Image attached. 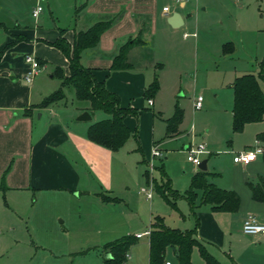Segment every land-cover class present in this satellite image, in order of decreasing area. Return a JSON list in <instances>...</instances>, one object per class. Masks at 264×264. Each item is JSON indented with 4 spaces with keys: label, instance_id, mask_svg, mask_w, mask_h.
<instances>
[{
    "label": "crops",
    "instance_id": "crops-1",
    "mask_svg": "<svg viewBox=\"0 0 264 264\" xmlns=\"http://www.w3.org/2000/svg\"><path fill=\"white\" fill-rule=\"evenodd\" d=\"M194 1L197 8L203 5L201 10L207 11L210 0H180L179 2L175 0H50L47 3L49 14L42 7L37 18L31 15L29 25L16 24L11 28L0 21L3 23L0 27L5 32L0 42V50L8 44L0 58V224L11 216L14 212L11 207L14 205L16 207L19 204L18 201L21 200L23 203L34 200L35 205H43L51 200L60 199L68 204L72 203L75 207L78 202L79 209H88V201L91 200L92 204L95 201L96 205L103 206L101 210L93 212L96 214L95 222H99L97 233L98 231L103 232L104 237H108L98 249L103 253L102 259L109 255L105 253L103 246L108 241H113L112 239L118 237L119 234L128 233L124 230L114 234L117 236H113L109 230L106 232L103 230L111 225V209L115 208L111 206L120 203L122 199L118 196H123L130 187L132 178L128 169L131 163L139 161V157L135 155L128 160L127 155L130 152L137 153L143 158L141 148H137L139 129L134 126L130 116H137L140 109H150L156 104L157 108L153 116H159L165 124V119L168 117L163 118L157 97L162 85L166 83L164 82L166 78H163L164 72L167 69L173 73L177 72L185 63L184 59L188 54L189 46L192 44L194 48H197L202 41L212 43L220 60L235 59V61L242 62V70L241 72L235 71L237 73L235 77L252 73L244 68L249 65L248 63L257 65L259 71L258 62L264 56V40L261 44L254 45L252 49H245L244 46H249V43L248 45L244 43L242 38L244 30L242 29L238 30L241 33L239 44L232 40H224L223 36L214 37L213 33L219 34L222 29H214L206 25L204 21L200 22L202 18L200 13L192 8ZM228 1L234 6L247 8L252 2L258 3V0ZM62 3L68 9L69 19H67V13L61 17L57 11ZM259 11H263L260 3L258 4ZM173 13L179 14V21L175 26L168 22ZM109 19L113 20L111 26L102 32L94 47L81 52L80 61L83 66L92 69L96 79L103 81L108 90L119 95L121 106L133 107L137 110L136 115H128L124 118L125 124L131 131V136L117 151L92 142L87 137L89 125L105 119L102 115L100 119L92 121L76 119L80 113L88 111L89 102L74 108L62 107L58 105L59 101L47 107H35L44 96L50 93L48 89H44L46 84L36 78L46 69L51 72L50 77H53L55 67L61 68L65 75L68 74L67 58L48 42L55 41L62 36L72 43L75 30H85L98 20ZM61 30H63L62 33ZM256 30L258 34H264V29L257 28ZM18 35L24 39L15 40ZM136 37H140L143 43L134 44L129 48L127 59L130 67L110 70L112 59L118 54L120 47ZM188 37H192L190 44L186 41ZM240 46L243 48L241 49ZM224 48L227 50L224 51ZM25 54H32L42 62L41 71L34 76L31 82L24 79L28 68L24 62ZM155 75L158 78L159 89L150 98L152 104H148L147 99V107L142 104V101L141 103L135 102V97L139 98L142 95L144 98L145 88ZM172 82H175L172 85L175 90L177 82L174 79ZM172 82L166 84L171 86ZM228 87L232 94L229 109L232 120L233 91L231 84ZM175 105L178 106L176 103ZM26 109L30 112L29 115H24ZM90 115L93 117L94 112ZM108 117L109 115L106 118ZM181 123L178 126V134L174 136L185 133ZM244 128H248L249 132L255 134V145H244L242 150L260 147L263 152L247 165L232 161L231 168H236L239 175L235 178L231 176L228 184L220 181L214 182L220 173L208 170L217 173L210 177L213 183L220 188L234 190L238 194L240 198L238 210L236 212L212 211L208 204H201L195 210L198 219L195 237L220 264H264V236L247 235L241 230L242 222L249 213L264 223V202L254 200L247 186V182L254 183L259 175L264 176V144L256 139V134L264 131V120L247 123ZM150 130L149 134L154 137V117L151 119ZM135 133L137 138L134 136ZM140 134L142 137L141 128ZM131 138L132 144L128 145L124 151L127 141ZM161 140L151 141L153 144L151 153L154 147L160 151V155L153 157H161ZM142 161L146 160L143 158ZM150 167L154 166L150 164ZM6 169L8 170L2 181V175ZM145 170L143 176L145 183L148 184L152 177L148 170L147 180ZM152 184L154 186L153 181ZM152 190L144 188L143 191L141 188L145 198L150 201L153 197ZM102 196L115 197L116 200L104 201ZM149 209V227L136 233L149 231L150 234L153 218L159 215L153 214L151 205ZM93 213L91 211V214ZM162 218L164 221V217ZM191 218L192 222L188 228H172L180 230L192 228L195 225V218L194 216ZM38 225L36 230L44 229L46 223L43 224L40 221ZM136 233L129 235L135 237ZM149 234L135 237L136 241L148 237L147 264ZM167 261L170 264H177L175 251L171 247H167L165 251L164 264ZM191 263L205 264L197 247L192 249Z\"/></svg>",
    "mask_w": 264,
    "mask_h": 264
},
{
    "label": "rangeland",
    "instance_id": "rangeland-1",
    "mask_svg": "<svg viewBox=\"0 0 264 264\" xmlns=\"http://www.w3.org/2000/svg\"><path fill=\"white\" fill-rule=\"evenodd\" d=\"M49 1L0 0V21L11 28L16 24L29 25L32 8L44 7L45 12L49 14L47 9ZM259 3L263 11L258 12ZM193 5L192 8L202 17L200 22L204 21L214 29H222L219 34L213 33L214 37L223 36L224 40H232L239 44L241 33L238 30L242 29L244 43L246 42L247 45L249 43V46H244L245 49H252L257 43L263 42L264 34H258L256 29H264V0L261 2L258 0V3L252 2L249 8L234 6L228 0H210L205 12L201 10L203 5L197 8L195 1ZM57 11L61 17L67 13L69 19L68 9L63 3L58 6ZM4 34L3 28L0 27V42ZM186 41L192 43V37H188ZM217 53L209 41H202L197 48L191 44L183 66L175 73L169 69L164 72L163 78H166L164 82L170 83L174 79L177 88L173 90L172 85L175 82H172L171 86L166 83L162 85L157 96L159 108L163 112V118L170 117L175 103L178 104L183 111L181 127L185 133L165 137L164 122L159 116H153L156 112V104L150 109H140L137 116H130L134 126L139 129L137 134L140 151L146 161H142V156L137 153L130 152L127 155L128 160L135 155L139 157V161L131 163L128 169L132 178L130 187L123 196H118L122 201L111 206L115 207L116 211L114 212L115 208L111 209V225L103 230L104 232L109 230L113 236L124 230L128 233H121L114 239L147 229L150 218L149 205L153 208V214L164 217L168 226L184 229L191 225L192 214L189 212L187 202L183 198H178L176 208L171 207L156 191L152 180L150 179L151 182L146 184L143 176V171L147 169L152 179L161 182L162 177L158 167L163 162V169L169 176L172 187L177 189L179 194H183L190 184L192 174L198 170V166L187 159L185 147L189 143L203 142L207 146V153L200 154L199 158L201 161L207 160V170L220 173L214 182L228 184L231 176L238 177V170L231 168L233 156L242 151L244 145L254 146L255 134L249 132L248 128H243L241 132L232 131L229 111L232 94L228 86L237 75L235 71L241 72L243 64L235 59L220 60ZM248 64L244 68L257 75V65ZM50 75L51 72L46 69L36 79L46 84L44 89H48L51 93L59 87L60 79L57 75L53 77ZM259 84L264 93V82L259 81ZM64 92L65 97L58 102V105L74 108L88 104L86 100L77 99L71 87H66ZM198 95L203 97L202 108L195 109L193 96ZM134 99L137 103L142 101L147 107L146 99L142 95ZM101 115L102 118L108 116L102 111H96L89 121L98 120ZM153 117L154 137L149 134ZM155 139H162L161 157H153L151 154L153 145L151 141ZM132 142V138L127 141L124 151ZM260 143L264 144V141ZM124 151L120 152L124 153ZM150 164L154 167L151 168ZM141 188L153 189L151 201L145 198ZM18 202L16 207L10 205L14 212L0 224V264H105L102 259L103 253L98 247L108 237H104L103 232L97 233L99 222H95L96 214L93 213L101 210L103 207L101 204L96 205L95 201L92 204L89 200L88 209H79L78 202L75 207L72 203L68 204L60 199L51 200L43 205H35L34 200L29 203H23L22 200ZM40 221L46 225L44 229L36 230ZM147 240L148 237H143L129 248L128 256L124 261L126 264H147Z\"/></svg>",
    "mask_w": 264,
    "mask_h": 264
},
{
    "label": "trees",
    "instance_id": "trees-1",
    "mask_svg": "<svg viewBox=\"0 0 264 264\" xmlns=\"http://www.w3.org/2000/svg\"><path fill=\"white\" fill-rule=\"evenodd\" d=\"M113 20H98L85 30H75L72 43L60 36L55 41L48 42L49 45L57 48L68 60V74L55 67L53 75L60 79L57 89L44 96L35 107L43 108L52 105L65 97L64 89L71 87L74 95L79 100L89 102L88 112L102 111L109 115L108 118L91 123L87 129V137L90 141L102 145L112 151L119 150L126 140L131 136L129 127L125 124L124 118L128 115H136L137 110L133 107H123L120 104V97L117 93L108 90L103 81H99L94 76L92 69L83 66L80 57L84 49L94 47L102 32L109 28ZM3 23L0 22V26ZM63 30H61V33ZM24 37L18 35L15 40H23ZM143 43L140 37L128 40L119 49L118 54L112 59L110 70H120L130 67L127 59L129 48L134 44ZM6 44L0 50V58ZM227 49L224 48V51ZM40 64L42 62L38 60ZM259 71L257 75L252 73L242 74L234 78L231 83L233 91L232 100V120L231 128L233 132H241L247 123L264 120V93L259 81L264 82V56L258 62ZM159 89L158 78L155 75L144 91V98H152ZM26 109L24 115H29ZM183 111L175 105L172 115L165 119V137L178 134V126L182 121ZM136 137V133L134 135ZM137 138V137H136ZM256 139L264 141V131L256 134ZM138 141V139H136ZM140 148L139 145L137 147ZM161 173V182L152 179L156 191L173 208H176V200L184 198L192 216L195 218V225L186 230L168 227L164 224L161 216H154L149 234L148 264H164L165 251L171 247L175 251L177 264H192L191 253L197 247L200 257L205 264H220L211 255L205 246L195 237L198 225L196 208L201 204H208L212 211L236 212L239 208L240 198L234 190L218 187L210 180L215 172L208 170H198L192 174L190 184L183 194L174 189L170 178L163 169V163L158 167ZM3 172L2 181L5 173ZM148 180L149 172L145 170ZM254 200L264 202V176L259 175L256 182H247ZM199 197V198H198ZM104 201L116 200L115 197L102 196ZM199 199V200H198ZM198 200V202H197ZM136 239L132 235L123 236L106 243L103 246L105 253L109 256L103 258L105 264H122L129 248Z\"/></svg>",
    "mask_w": 264,
    "mask_h": 264
},
{
    "label": "built area",
    "instance_id": "built-area-1",
    "mask_svg": "<svg viewBox=\"0 0 264 264\" xmlns=\"http://www.w3.org/2000/svg\"><path fill=\"white\" fill-rule=\"evenodd\" d=\"M175 1L179 2L180 0H175ZM41 11H42L41 6L33 7L32 11H31V15L34 18H37ZM24 62L28 67L26 72H25L24 79L27 82H31L33 80L34 76H36L41 71V64L39 63L38 59H36V57H34L32 54H25L24 55ZM202 100H203L202 95H198L194 98L193 106L195 109H200L202 107ZM147 102H148V104L151 105L152 99H147ZM185 149L187 151L188 161H190L195 166H198L199 163L201 162L199 155L207 153V147H206L205 143H203V142H200L198 144L189 143L185 147ZM257 150H259V152H257ZM262 152H263V150L260 147H255L253 149H244V150L239 151V152L234 154L233 162L239 163L242 165H247L250 162L254 161L256 159L257 155L262 153ZM249 153H252L255 157L252 161L245 163L243 159H240V157L242 155L246 156ZM151 154H152V156H158V155H160V151L157 147H154L152 149ZM142 190L144 191V188H142ZM241 230L244 234H247V235H263L264 236V223L260 222L255 215L249 213L246 215V217L244 218V220L242 222ZM144 234H149V231H144L142 233H136L135 237L138 238ZM126 257H127V255H126ZM122 264H126V263L123 262ZM165 264H170V262L167 261V262H165Z\"/></svg>",
    "mask_w": 264,
    "mask_h": 264
},
{
    "label": "water",
    "instance_id": "water-1",
    "mask_svg": "<svg viewBox=\"0 0 264 264\" xmlns=\"http://www.w3.org/2000/svg\"><path fill=\"white\" fill-rule=\"evenodd\" d=\"M179 21V14L178 13H173L169 19H168V22L172 25V26H175L176 22ZM77 120H80V121H88V120H91V115L88 111H83L82 113H80L77 117H76ZM206 162L207 160L204 159L202 160L199 165H198V169L199 170H206L207 169V165H206ZM109 255H107L108 257Z\"/></svg>",
    "mask_w": 264,
    "mask_h": 264
},
{
    "label": "clouds",
    "instance_id": "clouds-1",
    "mask_svg": "<svg viewBox=\"0 0 264 264\" xmlns=\"http://www.w3.org/2000/svg\"><path fill=\"white\" fill-rule=\"evenodd\" d=\"M259 152V150H257ZM254 155L252 153L247 154L246 156H241L240 159H243L245 163H248L254 159Z\"/></svg>",
    "mask_w": 264,
    "mask_h": 264
}]
</instances>
